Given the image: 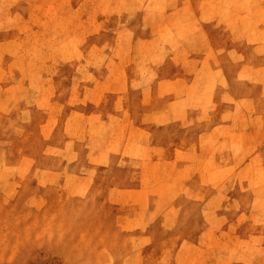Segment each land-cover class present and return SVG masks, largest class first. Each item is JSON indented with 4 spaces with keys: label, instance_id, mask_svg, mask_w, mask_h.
<instances>
[{
    "label": "rangeland",
    "instance_id": "obj_1",
    "mask_svg": "<svg viewBox=\"0 0 264 264\" xmlns=\"http://www.w3.org/2000/svg\"><path fill=\"white\" fill-rule=\"evenodd\" d=\"M0 264H264V0H0Z\"/></svg>",
    "mask_w": 264,
    "mask_h": 264
}]
</instances>
